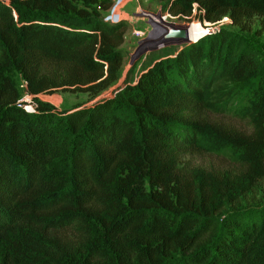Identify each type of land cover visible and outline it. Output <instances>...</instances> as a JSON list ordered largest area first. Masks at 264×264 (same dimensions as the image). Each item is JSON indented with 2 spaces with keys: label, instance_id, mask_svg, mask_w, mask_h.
<instances>
[{
  "label": "trees",
  "instance_id": "obj_1",
  "mask_svg": "<svg viewBox=\"0 0 264 264\" xmlns=\"http://www.w3.org/2000/svg\"><path fill=\"white\" fill-rule=\"evenodd\" d=\"M159 1L264 34V0ZM113 4L0 0V264H264V205L224 204L239 179L264 181V54L240 34L183 43L89 106H17L16 75L34 96L96 98L118 81L127 24L106 20Z\"/></svg>",
  "mask_w": 264,
  "mask_h": 264
},
{
  "label": "rangeland",
  "instance_id": "obj_2",
  "mask_svg": "<svg viewBox=\"0 0 264 264\" xmlns=\"http://www.w3.org/2000/svg\"><path fill=\"white\" fill-rule=\"evenodd\" d=\"M162 2L159 0H114L113 6L103 13L107 17L112 14L113 18H120L119 20L125 21L127 29L124 35V43L122 49L126 52V58L121 68V75L118 81L113 83L112 87L104 91L99 96L91 97L87 93L76 92L68 89H58L51 94L41 95V102L50 104L58 112H68L71 109L78 106H89L93 102L103 97H108L118 87L123 85L124 81L128 83H135L140 73L148 66L152 65L158 59H163L165 56L175 52L176 48L181 44L176 41H169L168 43L155 46L152 45L153 41L164 36L167 32L162 29H155L151 22L155 15L165 17L164 23L180 28L183 35H186L188 40H194L200 38L203 34L211 30L215 31L219 28H226L229 31L240 34L244 37L249 44L255 48L261 54H264V34L256 33V22L250 30L242 31L238 27L232 26L229 18L226 21H219L216 23H209L205 20H201L200 16L202 11L198 10V7L193 8L192 15L190 17H167L162 10ZM119 11H124L123 15H120ZM169 14V13H168ZM118 20V21H119ZM116 22V21H114ZM134 31L144 32V37H138ZM191 33L188 35L186 33ZM194 36V38L188 37ZM188 42V41H187ZM186 43V42H184ZM146 51L142 56L137 58L142 51ZM15 84L20 90V79L15 76ZM21 92V90H20ZM220 121L230 124L237 129L246 130V126L240 122L233 120L230 117H214ZM183 160L188 164L200 167L204 169H220L226 168V164L214 156L207 154H191L183 157ZM249 179H239L234 187L230 188L224 204L229 210L238 209H250L258 208L264 205V181L249 183ZM248 182V183H247ZM222 207V205H219Z\"/></svg>",
  "mask_w": 264,
  "mask_h": 264
},
{
  "label": "built area",
  "instance_id": "obj_3",
  "mask_svg": "<svg viewBox=\"0 0 264 264\" xmlns=\"http://www.w3.org/2000/svg\"><path fill=\"white\" fill-rule=\"evenodd\" d=\"M196 7H198L197 4H193V8L195 9ZM167 17H171L170 14L166 13L165 14ZM165 17H161L158 14L155 15V17H153L152 19L150 18V22L151 24H153V27L156 29H158L157 26L154 25V23L156 24H160V23H164L166 20H164ZM228 20L227 17H224L221 21H226ZM118 21V20H116ZM220 21V22H221ZM219 22V21H218ZM134 33L138 36V37H144V32L142 31H134ZM21 91H22V95L21 98L17 101V106L23 108L24 111H26L27 113H32L34 111V103H33V99H40L41 95L45 96L46 94H38V95H31L28 93L27 91V82L24 80H21L20 85H19Z\"/></svg>",
  "mask_w": 264,
  "mask_h": 264
},
{
  "label": "water",
  "instance_id": "obj_4",
  "mask_svg": "<svg viewBox=\"0 0 264 264\" xmlns=\"http://www.w3.org/2000/svg\"><path fill=\"white\" fill-rule=\"evenodd\" d=\"M154 25L157 26L159 29L165 30L167 33L164 36H162L161 38L157 39L156 41H153L152 45L159 46V45L168 43L169 41H176V42H178V44L190 41L187 38H185V36L183 35V32L180 31V28H176V27L170 25L169 23H160V24L154 23ZM152 26H153V24H152ZM210 31L211 30H208V32H210ZM208 32H206V33H208ZM205 34H203V35H205ZM145 52H146L145 50L142 51L139 54V56H137V58L142 56Z\"/></svg>",
  "mask_w": 264,
  "mask_h": 264
},
{
  "label": "crops",
  "instance_id": "obj_5",
  "mask_svg": "<svg viewBox=\"0 0 264 264\" xmlns=\"http://www.w3.org/2000/svg\"><path fill=\"white\" fill-rule=\"evenodd\" d=\"M119 13H120V15H123L125 12L124 11H119ZM114 16V15H113ZM113 16H112V14L111 15H109L108 17H107V20H109V21H111V22H114V21H116V20H119L118 18H113Z\"/></svg>",
  "mask_w": 264,
  "mask_h": 264
},
{
  "label": "bare ground",
  "instance_id": "obj_6",
  "mask_svg": "<svg viewBox=\"0 0 264 264\" xmlns=\"http://www.w3.org/2000/svg\"><path fill=\"white\" fill-rule=\"evenodd\" d=\"M185 37H187L186 35H184Z\"/></svg>",
  "mask_w": 264,
  "mask_h": 264
}]
</instances>
